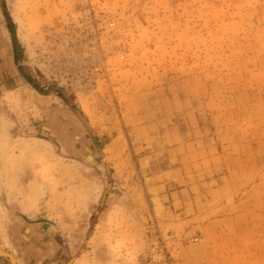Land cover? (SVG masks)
Returning <instances> with one entry per match:
<instances>
[{"label": "rangeland", "instance_id": "374dc122", "mask_svg": "<svg viewBox=\"0 0 264 264\" xmlns=\"http://www.w3.org/2000/svg\"><path fill=\"white\" fill-rule=\"evenodd\" d=\"M5 1L37 92L0 104V248L264 264V0Z\"/></svg>", "mask_w": 264, "mask_h": 264}, {"label": "crops", "instance_id": "0c3cea01", "mask_svg": "<svg viewBox=\"0 0 264 264\" xmlns=\"http://www.w3.org/2000/svg\"><path fill=\"white\" fill-rule=\"evenodd\" d=\"M5 0H0V104L18 90L37 92L31 72L21 60L16 26ZM38 91L45 100L50 94Z\"/></svg>", "mask_w": 264, "mask_h": 264}, {"label": "water", "instance_id": "95a60500", "mask_svg": "<svg viewBox=\"0 0 264 264\" xmlns=\"http://www.w3.org/2000/svg\"><path fill=\"white\" fill-rule=\"evenodd\" d=\"M76 114L79 117V119L84 123L86 128L88 130H91L88 123L85 121V119L82 117V115L80 113H77V112H76ZM87 242H88V240L85 241V244ZM0 258L7 260L10 264H18L16 258L14 259L13 255H11L10 253L0 251ZM75 258L76 257L70 259L69 262H67L66 264H72V262L75 260Z\"/></svg>", "mask_w": 264, "mask_h": 264}, {"label": "bare ground", "instance_id": "6f19581e", "mask_svg": "<svg viewBox=\"0 0 264 264\" xmlns=\"http://www.w3.org/2000/svg\"><path fill=\"white\" fill-rule=\"evenodd\" d=\"M0 251H2V252H5V251H3L1 248H0ZM12 255V254H11ZM14 257V256H13ZM14 259H15V257H14ZM10 264V263H9Z\"/></svg>", "mask_w": 264, "mask_h": 264}, {"label": "flooded vegetation", "instance_id": "af4514ba", "mask_svg": "<svg viewBox=\"0 0 264 264\" xmlns=\"http://www.w3.org/2000/svg\"><path fill=\"white\" fill-rule=\"evenodd\" d=\"M8 264H9V262H8Z\"/></svg>", "mask_w": 264, "mask_h": 264}]
</instances>
